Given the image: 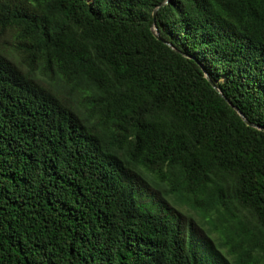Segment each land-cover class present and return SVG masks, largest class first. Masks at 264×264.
I'll list each match as a JSON object with an SVG mask.
<instances>
[{"label": "trees", "instance_id": "16d2710c", "mask_svg": "<svg viewBox=\"0 0 264 264\" xmlns=\"http://www.w3.org/2000/svg\"><path fill=\"white\" fill-rule=\"evenodd\" d=\"M0 264H264V0H0Z\"/></svg>", "mask_w": 264, "mask_h": 264}, {"label": "water", "instance_id": "95a60500", "mask_svg": "<svg viewBox=\"0 0 264 264\" xmlns=\"http://www.w3.org/2000/svg\"><path fill=\"white\" fill-rule=\"evenodd\" d=\"M164 3H167V1H165ZM155 15H156V9L153 11V19H154V22H155ZM153 33H154V35H155L156 38H158L159 40L161 39L160 36H159L158 28H157V27H153ZM168 45H169L171 48H173V49L175 50V48L172 46V44H168ZM205 77H206V79L211 83V85H212V86H213V87H214V88H215V89L221 94V96L224 97V99H225L228 103H230V101L227 100V99L225 98V96L221 93V91L218 90V88L216 87V85L214 84V82L211 80L210 76H209L207 73H205ZM234 109L238 112V114L241 116V118L243 119V121H244L247 125H249V126H253V127H258V126H256V125L250 123V122L247 120V118L245 117V115H244L242 112H240L238 108L234 107Z\"/></svg>", "mask_w": 264, "mask_h": 264}, {"label": "rangeland", "instance_id": "374dc122", "mask_svg": "<svg viewBox=\"0 0 264 264\" xmlns=\"http://www.w3.org/2000/svg\"><path fill=\"white\" fill-rule=\"evenodd\" d=\"M146 200H148V198H146Z\"/></svg>", "mask_w": 264, "mask_h": 264}]
</instances>
